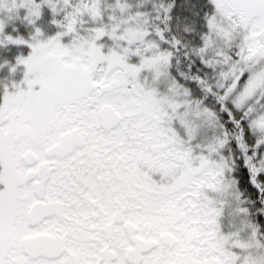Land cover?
Segmentation results:
<instances>
[{
  "label": "snow or ice",
  "instance_id": "snow-or-ice-1",
  "mask_svg": "<svg viewBox=\"0 0 264 264\" xmlns=\"http://www.w3.org/2000/svg\"><path fill=\"white\" fill-rule=\"evenodd\" d=\"M0 264H264V0H0Z\"/></svg>",
  "mask_w": 264,
  "mask_h": 264
}]
</instances>
